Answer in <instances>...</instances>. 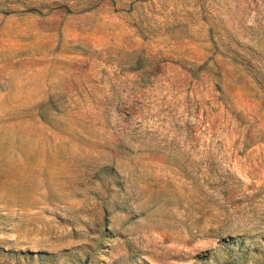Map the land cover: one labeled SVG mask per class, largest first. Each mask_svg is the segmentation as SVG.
I'll use <instances>...</instances> for the list:
<instances>
[{
	"label": "rangeland",
	"instance_id": "rangeland-1",
	"mask_svg": "<svg viewBox=\"0 0 264 264\" xmlns=\"http://www.w3.org/2000/svg\"><path fill=\"white\" fill-rule=\"evenodd\" d=\"M264 264V0H0V264Z\"/></svg>",
	"mask_w": 264,
	"mask_h": 264
},
{
	"label": "trees",
	"instance_id": "trees-1",
	"mask_svg": "<svg viewBox=\"0 0 264 264\" xmlns=\"http://www.w3.org/2000/svg\"><path fill=\"white\" fill-rule=\"evenodd\" d=\"M226 264H230V263H226Z\"/></svg>",
	"mask_w": 264,
	"mask_h": 264
}]
</instances>
